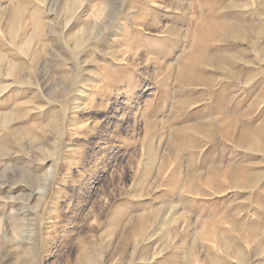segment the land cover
Wrapping results in <instances>:
<instances>
[{
  "label": "rangeland",
  "instance_id": "374dc122",
  "mask_svg": "<svg viewBox=\"0 0 264 264\" xmlns=\"http://www.w3.org/2000/svg\"><path fill=\"white\" fill-rule=\"evenodd\" d=\"M0 264H264V0H0Z\"/></svg>",
  "mask_w": 264,
  "mask_h": 264
},
{
  "label": "bare ground",
  "instance_id": "6f19581e",
  "mask_svg": "<svg viewBox=\"0 0 264 264\" xmlns=\"http://www.w3.org/2000/svg\"><path fill=\"white\" fill-rule=\"evenodd\" d=\"M19 16H20V13L18 11H15L13 13V21H12V29H11L12 33L18 32V22L17 21L19 19ZM41 22H42L41 20L35 19L34 24L36 25L37 28H39V26H41ZM40 28H42V27H40ZM45 192H46V189L44 188L40 192H38V194L40 193L41 195H43V194H45Z\"/></svg>",
  "mask_w": 264,
  "mask_h": 264
}]
</instances>
